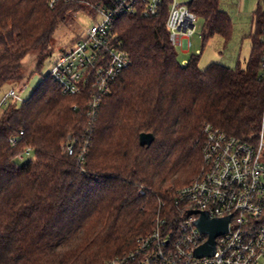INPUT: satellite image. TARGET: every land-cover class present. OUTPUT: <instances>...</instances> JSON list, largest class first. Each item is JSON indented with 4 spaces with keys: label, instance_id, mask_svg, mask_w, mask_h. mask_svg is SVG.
<instances>
[{
    "label": "trees",
    "instance_id": "obj_1",
    "mask_svg": "<svg viewBox=\"0 0 264 264\" xmlns=\"http://www.w3.org/2000/svg\"><path fill=\"white\" fill-rule=\"evenodd\" d=\"M169 1L156 17L137 12L115 19L111 34L130 66L93 119L86 95H63L49 75L20 105L3 111L0 264H107L133 250L158 216L175 218L176 191L199 175L206 125L256 142L264 103L261 3L245 67L201 70L198 55L183 64L169 41ZM95 4L111 8L114 0H60L52 8L47 0H0V88L21 81L22 62L31 53H37L38 70L51 53L56 27L69 15L89 16ZM187 6L204 20L203 43L215 33L229 36L219 0H189ZM143 133L154 137L149 146L139 144ZM68 136L80 142L76 153L88 140L80 166L76 154L64 150ZM26 148L32 159L18 164Z\"/></svg>",
    "mask_w": 264,
    "mask_h": 264
},
{
    "label": "built area",
    "instance_id": "obj_2",
    "mask_svg": "<svg viewBox=\"0 0 264 264\" xmlns=\"http://www.w3.org/2000/svg\"><path fill=\"white\" fill-rule=\"evenodd\" d=\"M59 1L47 0V3L52 8ZM164 1L114 0L111 8L89 5L88 17L93 24L88 28L76 27L73 44L58 51L49 76L63 95H86L90 119L96 116L115 79L130 66L127 54L111 34L115 19L137 12L145 18L156 17ZM257 1L264 14V0ZM187 3L170 0L165 21L171 45L182 53L191 48L196 21ZM260 42L258 79L264 83V33ZM10 100H19L14 90L5 95L0 109ZM22 134L20 131L18 136ZM9 141L15 146L18 137ZM78 143L77 138L68 136L64 150L70 156L76 154L80 166L88 140L76 153ZM30 154L31 149L26 148L16 160L22 161ZM201 157L199 175L175 193V218L158 216L152 230L137 240L133 250L107 264H258L264 258V103L254 144L241 142L206 125ZM139 193L143 194V189ZM190 211L205 212L209 219L230 217L227 231L215 239L212 256L195 257V250L207 241L208 235L199 232L196 227L199 214L188 216Z\"/></svg>",
    "mask_w": 264,
    "mask_h": 264
},
{
    "label": "rangeland",
    "instance_id": "obj_3",
    "mask_svg": "<svg viewBox=\"0 0 264 264\" xmlns=\"http://www.w3.org/2000/svg\"><path fill=\"white\" fill-rule=\"evenodd\" d=\"M188 1L178 0V2L185 3ZM256 4V0H219L220 9L228 16L231 24L230 34L225 37L215 33L209 36L204 43L201 38L204 20L196 17L194 34L190 38V50L184 54L181 49L175 48L180 60H185L182 63H187L190 56L198 55V67L201 70L210 64H220L230 69H235L238 65L242 68L245 67L252 47L250 36L255 31L252 21ZM92 24L93 20L86 14L69 15L64 22L56 27L51 40V53L43 60L41 67L36 70L37 53L27 55L22 62L21 81L16 84H5L0 88V103L10 90H14L19 96V100H10L7 105L13 102L20 105L50 74L58 51L73 44L76 39V27L88 28ZM7 105L3 106L0 112H3ZM30 159H32L31 154L25 156L22 161H18V164H24ZM258 264H264V258H261Z\"/></svg>",
    "mask_w": 264,
    "mask_h": 264
},
{
    "label": "water",
    "instance_id": "obj_4",
    "mask_svg": "<svg viewBox=\"0 0 264 264\" xmlns=\"http://www.w3.org/2000/svg\"><path fill=\"white\" fill-rule=\"evenodd\" d=\"M153 140L152 134L143 133L139 136L140 146H149ZM192 214H199L196 227L200 233L208 235L207 241L195 250V257L212 256L215 251V239L227 231L230 217L209 219L205 212L190 211L187 213L188 216Z\"/></svg>",
    "mask_w": 264,
    "mask_h": 264
},
{
    "label": "crops",
    "instance_id": "obj_5",
    "mask_svg": "<svg viewBox=\"0 0 264 264\" xmlns=\"http://www.w3.org/2000/svg\"><path fill=\"white\" fill-rule=\"evenodd\" d=\"M256 1H257V0H256ZM257 4H258V1H257ZM257 4H256V5H257ZM219 6H220V5H219ZM184 54H186V53H184ZM182 62H185V60H182Z\"/></svg>",
    "mask_w": 264,
    "mask_h": 264
}]
</instances>
